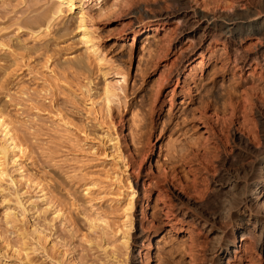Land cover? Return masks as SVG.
I'll use <instances>...</instances> for the list:
<instances>
[{"label":"rangeland","instance_id":"rangeland-1","mask_svg":"<svg viewBox=\"0 0 264 264\" xmlns=\"http://www.w3.org/2000/svg\"><path fill=\"white\" fill-rule=\"evenodd\" d=\"M76 2L89 14L98 59L88 60L80 40L81 7L65 6L46 31L56 0H0V114L22 144L0 181V264H191L193 248L206 264L207 230L166 205L177 193L207 214L221 175L262 142L264 35L244 29L224 40L207 22L193 30L181 12L186 4L210 16L244 11L231 0ZM237 243L244 260L234 264H264L259 246L241 233Z\"/></svg>","mask_w":264,"mask_h":264},{"label":"bare ground","instance_id":"bare-ground-1","mask_svg":"<svg viewBox=\"0 0 264 264\" xmlns=\"http://www.w3.org/2000/svg\"><path fill=\"white\" fill-rule=\"evenodd\" d=\"M56 1L57 6L55 5L54 10L46 13L47 15L45 16V19L41 22L42 26H39H44L47 31L54 24V20L56 18L64 15L65 6H67L70 11H72L74 7H81L77 25V30L80 33V40L86 47L88 60L92 58L98 59L99 46L97 43L93 42L92 34L86 26V17L89 14L84 11L83 5L77 4L76 0ZM230 3L231 5L233 4L232 7L242 6L244 11L238 12L234 10L232 14H213L210 16L205 13H199L195 8H193V6L186 4L182 7L181 12L184 14L191 13L190 18H193L194 23L192 26V28H194L193 30L196 31L201 27L203 22H207L203 28L209 29V31L216 32L215 34L225 37L224 40L233 41L235 39L234 37L237 34L241 35L244 29L264 35V0H231ZM261 18L263 19L259 21ZM80 59L76 60V65L82 67L86 61L84 59L83 62V59ZM241 59L244 65H247L250 60H252V58L247 54L241 55ZM113 95L114 93L111 86L106 85L103 92V98L108 105L111 102V97ZM248 103L253 105L255 101L252 99ZM243 112L246 111L243 110ZM216 115L218 114L216 113ZM247 116H244L245 120ZM255 137L253 136V139ZM21 151L22 144L17 142L14 138L8 121L6 120L4 114L1 113L0 181L6 176L5 164L10 159L15 161L18 152ZM217 185L219 201L217 204H213L216 205L210 209L207 214L199 215L196 212L197 207L194 204L195 202L192 203L188 197L177 193L173 196V202L166 205V208L168 209L167 213L173 214L177 211V213H180L183 217L189 216L190 219L198 224H201V226L207 230L210 236V254L206 257V264H234L233 261L235 260H240V263H243L244 259L238 248L239 244L237 243V233H241L242 242L249 240L252 246L257 245L264 250V134L262 142L259 146H255L254 148L249 147L245 150L242 149V151L238 153V157L231 163L227 171L221 175ZM93 186L94 185H86L85 191H91ZM130 196L131 197L127 199L126 204L124 205L125 222L123 224L124 229L122 230L123 232L121 236L122 244L126 249H129L130 247V231L132 230L134 223V192L131 193ZM141 213L142 215L144 214L143 205ZM57 214H54V217ZM18 221L19 220L15 217L13 212L10 211L7 213L8 225L16 229V232H19V235L23 240L24 237H26L25 231L22 227L17 226ZM218 223L220 225H217ZM90 228L94 232L96 230L95 228H97V224L93 220ZM229 232H231L230 235ZM112 254L117 256L116 251H113ZM189 254L190 263L198 264V250L193 248ZM251 258L246 259L252 263Z\"/></svg>","mask_w":264,"mask_h":264}]
</instances>
